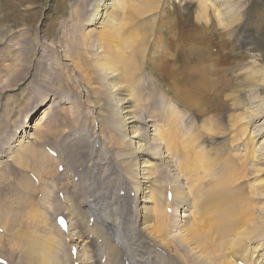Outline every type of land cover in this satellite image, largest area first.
<instances>
[{"label":"bare ground","instance_id":"obj_1","mask_svg":"<svg viewBox=\"0 0 264 264\" xmlns=\"http://www.w3.org/2000/svg\"><path fill=\"white\" fill-rule=\"evenodd\" d=\"M165 2L72 3L74 44L53 59L58 74L66 68L75 77L80 89L72 97L45 83L37 92L30 72L5 88L18 69L2 64L0 175L15 162L35 168L40 180L35 192L17 168L16 181L5 183L9 204L0 207V258L8 264H264V65L250 51L251 28L236 40L227 33L233 47L245 49V65L216 81L210 70L219 55L206 52L214 47L204 50L201 39L178 45L169 40L177 21L170 17L155 26ZM217 2L199 0L196 23H208L205 9L212 6L216 25H233L229 6ZM154 26L168 33L156 53L147 49ZM25 83L31 94L24 103L32 99V106L11 128L7 92ZM218 83L222 92L214 93ZM89 96L95 116L81 113ZM57 112V125L67 129L42 130L45 142L37 148L42 154L33 152L42 139L40 124ZM55 134L60 143L50 139ZM25 151L30 161L23 159ZM58 216L67 220L66 231L57 226Z\"/></svg>","mask_w":264,"mask_h":264},{"label":"rangeland","instance_id":"obj_2","mask_svg":"<svg viewBox=\"0 0 264 264\" xmlns=\"http://www.w3.org/2000/svg\"><path fill=\"white\" fill-rule=\"evenodd\" d=\"M74 1H77V0H0V74L2 75L1 78L2 79L6 78L5 70H3L5 65L2 66V64L6 63L7 64L6 68L14 67L18 69L17 74L13 76V80H14L13 82L12 80H9V79L5 80L7 84V85H4L5 88L11 87L13 83L17 81L23 74H25L26 72H30L32 76H30L28 80L33 79L34 83L32 81V88H34L37 92L39 91V89L41 91L44 90V88L42 87L46 84V86L48 85L50 87H53V89H57L59 92L64 93L65 96L72 97L76 95L79 87L76 86L77 81L74 75H72V80H71L69 77L70 70L66 68H63L62 72L58 74L59 70L54 65L55 62L53 60L60 55L61 53L60 49L64 47H69L74 44L72 41V37L69 33L70 30L74 28V26L71 25L72 15L70 16V14H72L70 13L71 6H72V3H74ZM78 1L81 3L84 0H78ZM198 1L199 0H189V1L188 0H181V1L180 0H175V1L166 0L165 6H164L165 9L163 10L164 12L160 13V15L157 14V19H156L157 21L155 22V26L160 25L159 22H161V20H164L165 18L170 17L169 19H172L174 21L177 20V21L173 22L175 27H173L172 31L170 32L172 36H170L169 40H172L173 38L174 39L173 41L175 42V44L178 45L184 40H188L189 43H192L194 39H196L197 41L201 39L205 41L206 43V44L203 43L205 44L203 45L204 50H205V47H207V45L209 46L211 45L212 47H214V48L206 49L207 53H210L213 55H217V54L219 55V58L214 60V63H215L214 70H210L212 72L211 76L213 80H216V81L222 80L223 82L224 77L232 76L231 74L233 72L232 70H235L236 72L237 69H240L239 67L245 65L243 64L245 63L244 60H246V55L244 54L245 49H236L235 47L232 46L234 45L232 43L234 42L233 39L236 40L238 35L243 30H245L247 27L251 28L249 29L251 30V34L248 35V39H251L250 46L253 47V50H250V51L255 52V53L257 52L260 57L259 63L264 65V38L260 40L257 38L261 34L264 33V0H226L225 3L222 2V0H217L219 1L217 3H220V4L224 3L229 6L230 11H228L227 13L230 14V16L228 17L231 18L230 23H234V24L231 25L230 27H227V29H223L222 27L216 25L215 21L218 19V17L214 15V10H212L213 9L212 6H209L211 7V9L210 8L205 9V12H206L205 16L207 18L206 20H208V23H205V24L196 23V19L198 18L196 16L199 15L202 11V10L199 11L200 7L198 5ZM213 1H216V0H213ZM136 20H138V18ZM250 21L255 22V24L252 27L248 26V22ZM182 25L184 26V28H182ZM155 26H154L155 32L153 33L151 39H148V42L150 41L148 46L150 47L147 46V49L152 50L151 51L152 53L157 52L156 47L158 44H160L158 42H161V40H163V43L167 44V42L165 41L168 35L166 28L160 27L158 29ZM144 27L148 29L147 26H144ZM176 27H179V28H176ZM229 31L232 32L233 39L229 38V35H227ZM144 35L147 36L148 33ZM187 35L188 37H185ZM256 38H257V41L255 40ZM209 49L211 50L210 52H209ZM223 50H225L226 52L225 55L221 53V51ZM182 56L186 60H188L187 58H190L189 57L190 53L186 52L182 54ZM161 59L167 60L164 57V55H161ZM169 62L175 65L173 59H169ZM239 63H240V66H239ZM49 65L51 66L49 67ZM191 67H193V64L188 65V68H191ZM45 70L47 72H45ZM152 75L156 77L155 79L158 80L157 74H152ZM146 76L147 78L149 76V82H148L149 86L153 85L152 76L150 74L148 75V73ZM66 77H68V79ZM200 77L201 76L196 78V80L199 79ZM54 80H56V82ZM74 81H75V84L72 86L71 82H74ZM189 82L190 81H188L187 83ZM222 82H219V83H222ZM219 83L216 85L215 89L212 90L214 93L222 92V84H219ZM234 83H236L235 80H234ZM162 85H165V84L161 83L160 87H162ZM35 86L38 87V89H36ZM242 87H244V85ZM28 91L30 93V85H27V83H25L21 85L19 88L11 89L7 92V94H9L12 99V102H11L12 105H11L10 110L11 111L13 110V117L11 118V121L13 120V125L11 128H13L14 126L16 127V124L21 120V116L24 115L26 110L32 106L31 105L32 99L28 100L27 104L24 103L26 100L25 96L29 95ZM70 93H72L73 95ZM141 93L142 95L147 96V89L142 88ZM263 93H264V90L262 91V94ZM236 96L238 97L239 94H236ZM171 97L173 98V96ZM2 98L3 96L1 95L0 102ZM89 98H90L89 100L81 102L83 103V106L85 107H83L82 111L81 110L80 111L81 113H83V111L85 110L84 114L87 113L90 116H93V115L95 116L96 112L93 106L94 97L89 96ZM74 102L71 105H73ZM145 102H146V106L148 107V103L146 99H145ZM45 103L46 105H48L50 103V99L47 100V102ZM12 106L13 107L15 106V107L12 109ZM38 106L39 105H37L36 107L35 106L33 107L34 108L32 109L33 113L31 114V116H28V117H32L33 114L37 112ZM224 110H226L224 111L226 115L228 109L224 108ZM209 114L211 113H208L204 117V119H206V117ZM235 115L238 116L239 114L235 113ZM59 118H60V114L57 112L51 119L49 118L46 120V122H44L43 124H40L45 127L39 128L40 129L39 132L42 135V139L39 140L34 146L30 148L33 152L40 153L37 148L45 142V138L43 137L44 135L42 134V130H48L49 132H52V131H57V129L59 128H63L64 129L63 131L67 129L65 126L59 127L57 125V121L59 120ZM27 119L30 120V118H27ZM55 133H58V132H55ZM109 133L113 134L112 131H109ZM113 135L115 137L118 136L117 134H113ZM49 136H50V139L54 141L55 143H60L61 138H59L57 134L49 135ZM25 154L26 156H24L23 159L30 161L31 153H29L28 151H25ZM10 168L12 169L10 170ZM17 168L24 173L23 177L25 179L31 180L34 191L35 192L39 191L38 184L40 183V180L36 176V174L38 173L35 170V168H28L22 165V163L18 165L17 163L14 162L13 164H10L4 167L3 169L5 171V174L0 175V207L6 206L9 204V202L6 199L5 183L9 180L16 181L15 176L17 173ZM41 170L42 169H40L39 171ZM50 175H53V174H50ZM20 190L21 189H18V191L21 194L28 195L27 193L22 192ZM41 200L42 199H34V202L38 203ZM168 212H170V210H168Z\"/></svg>","mask_w":264,"mask_h":264}]
</instances>
